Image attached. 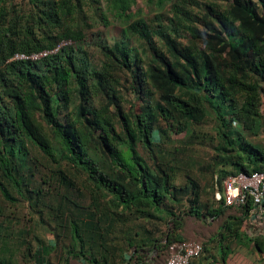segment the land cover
Listing matches in <instances>:
<instances>
[{"label":"trees","instance_id":"obj_1","mask_svg":"<svg viewBox=\"0 0 264 264\" xmlns=\"http://www.w3.org/2000/svg\"><path fill=\"white\" fill-rule=\"evenodd\" d=\"M23 1L29 3L27 12L0 7V190L6 199L14 200L5 182L18 188L21 185L15 178L19 169L15 159L25 165V159L31 156L30 148H38L53 158L58 145L59 155L83 170L97 191L115 196L118 210L137 209L148 217L154 215L146 213V209L164 214V236L147 237L137 244L127 240L123 263L157 264L156 259L168 253L171 245L186 242L182 234L186 218L212 224L233 209L239 215L228 216L217 236L208 241L216 246L221 259L218 263L228 264L236 248L246 245L264 256V236L253 237L249 231V224L256 216L252 200L243 206L226 207L214 196L215 202L221 204L209 205L203 211L199 187L188 180L180 192L190 190L193 199L165 212L161 203L172 195L171 177L162 167V178L153 175L137 150L138 144L153 147L155 127L160 128L162 138L168 139L176 131L189 129L198 118L211 116L225 128L221 137L227 156L237 158L231 163L232 171L220 172V188L231 175L264 171V153L258 146L241 140L245 131L257 134L264 106V58H260L264 54V14L253 0H178L171 7L170 31L188 37L180 43L171 32L168 34L169 58L153 46L155 29L143 21L133 23L128 31L155 51V59L145 71L140 55L132 54L128 45L120 44L114 48L102 46L106 61L101 68L82 49L66 47L37 62L11 61L18 53L52 51L63 41L82 42L87 37L86 30L92 28L87 21H80L86 18L81 0ZM129 4V0H116L110 6L114 17L125 16ZM227 32L228 36H223ZM121 71H131L140 85L151 81L161 92L162 101L155 104L153 111L136 117L135 130H119L111 111L118 100L115 75ZM92 94L101 99L98 108L78 107L76 120L67 124L54 117L63 107L74 103L77 96L88 101ZM242 95L244 99L239 106L238 98ZM44 117L54 137L49 135ZM235 120L243 123V130L236 129ZM96 135L120 168V181H112L91 156ZM134 189L136 193L132 192ZM79 238L77 259L87 264H110L107 256L98 258L88 251L80 233ZM98 241H102L101 235ZM33 262L50 264L41 251L30 264Z\"/></svg>","mask_w":264,"mask_h":264},{"label":"rangeland","instance_id":"obj_2","mask_svg":"<svg viewBox=\"0 0 264 264\" xmlns=\"http://www.w3.org/2000/svg\"><path fill=\"white\" fill-rule=\"evenodd\" d=\"M115 1L81 0L86 18H81L80 21H87L92 28L86 30L87 37L84 41H63L60 43L61 47L82 49L91 62L101 68L106 61L103 45L110 48H114L116 44L128 45L132 54L140 55L142 70L145 71L155 59V51L147 48L143 40L128 31L130 25L143 21L151 29H155L153 46L158 53H165L167 58L168 34L171 32L172 37L180 43L188 37L187 34L170 31L171 7L178 0H165L162 3L160 0H129V9L122 18L114 17L111 7ZM263 1L253 0L262 14ZM1 6L27 12L29 3L23 0H0ZM228 34L223 33V36L227 37ZM260 58H264V54ZM133 75L131 71H121L115 75L118 100L111 111L117 119L119 130H135L136 117L153 111L155 104L162 101L161 92L156 85L151 81L140 85ZM243 99V95L238 98L239 106ZM100 101V97L93 94L88 101L77 96L74 103L63 107L54 117L62 124H67L76 120L75 111L78 107L86 110L98 108ZM43 121L49 135L53 136L46 117ZM234 124L236 129H244L241 121L235 120ZM259 125L257 134L245 131L241 140L258 146L264 153V106L261 108ZM223 130L225 128L214 117L202 116L189 129L184 132L176 131L168 139L162 138L160 128L155 127L152 134L153 147L137 145L139 155L146 161L153 175L162 178V167V171H166L171 177L169 189L172 195H168L161 203L163 211L177 209L181 203L185 204L193 197L190 190L187 193L180 192L188 180L199 187L203 211L209 205L217 207L221 204L214 200V193L217 189L221 190L219 174L221 171H232L231 163L237 160L227 156L224 151L226 147L224 138L221 137ZM96 142L95 147L90 150L91 156L110 175L112 181H120L122 174L112 154L101 144L98 135ZM59 149L60 146L56 145L54 157L50 158L38 148H30L31 156L25 159L27 165L15 159L14 162L19 165L15 178L21 185L18 188L4 181L14 200L6 199L0 190V264H30L38 251L43 252L50 264H64L66 261L69 264H87L75 257L81 246L79 233L81 237L84 236L85 247L94 252L96 257L107 256L110 264H127L122 262V252L128 246L127 240L137 244L147 237L164 236V214L146 209V213L154 215L148 217L137 209L118 210L115 196L107 191H97L83 170L67 163L59 155ZM132 192L136 193V190ZM239 213L236 209L230 210L212 224L203 223L196 218H186L182 232L185 241L201 242L207 248V252L194 264H221L218 263L221 259L217 255L216 246L208 241L217 236L228 216ZM249 225L253 237L264 236V213L253 218ZM99 227L101 230H98ZM100 235L102 241L99 242ZM206 257L211 258L206 260ZM167 258L168 253H163L156 259L157 264H166ZM229 264H264V256L251 246H241L236 248V255Z\"/></svg>","mask_w":264,"mask_h":264},{"label":"built area","instance_id":"obj_3","mask_svg":"<svg viewBox=\"0 0 264 264\" xmlns=\"http://www.w3.org/2000/svg\"><path fill=\"white\" fill-rule=\"evenodd\" d=\"M61 45L52 51L32 54H16L11 61L37 62L59 51ZM215 199L224 202L226 207L243 206L248 200L255 205V217L264 213V171L251 174H238L227 177L222 182V189H217ZM204 252L201 242H185L173 244L169 247L166 264H193ZM32 264H39L33 262Z\"/></svg>","mask_w":264,"mask_h":264},{"label":"crops","instance_id":"obj_4","mask_svg":"<svg viewBox=\"0 0 264 264\" xmlns=\"http://www.w3.org/2000/svg\"><path fill=\"white\" fill-rule=\"evenodd\" d=\"M253 217H254V216H253ZM254 218H255V217H254ZM235 255H236V254H235ZM235 255H232V256L229 257L228 264H229V262L231 261V259L234 258Z\"/></svg>","mask_w":264,"mask_h":264}]
</instances>
